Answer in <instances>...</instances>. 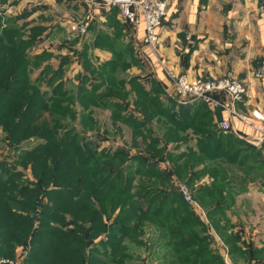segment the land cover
I'll return each instance as SVG.
<instances>
[{"label":"trees","instance_id":"obj_1","mask_svg":"<svg viewBox=\"0 0 264 264\" xmlns=\"http://www.w3.org/2000/svg\"><path fill=\"white\" fill-rule=\"evenodd\" d=\"M117 12L110 8L107 23L94 36L93 44L107 47L112 58L109 65H99L100 75L86 67L95 77L91 76L89 95L81 93L88 77H82L72 93L61 89L63 83L52 85L67 61H60L56 69L45 65L41 70L50 73L47 83L52 85L51 93L40 91L31 81L32 62L38 68V59L51 56L28 53L40 39L42 28L34 27L24 39L27 25L18 26L8 19L0 30V126L13 151H23L18 157L24 171L21 175L19 170H11V179L5 166L2 169L7 176L0 174V257L14 259L20 252L23 264H129V244L147 249L142 237L151 226L158 234L155 246L166 250L170 263L225 264L214 247L209 226L231 257L251 260L254 249L245 248L240 231H230L235 225L226 217L234 181L229 171L240 167L237 162L243 163L242 150L235 144L239 141L223 139L205 112L191 115L189 109L176 107L170 99V106L177 111L167 110L155 80L154 89L145 91L131 79L127 90L123 78L113 77L118 59L126 68L133 51L131 43L125 49H115L127 39L128 28L116 20ZM83 47L86 52L88 45ZM83 57L84 64L87 59ZM130 99L134 112L142 116L137 121L131 116L128 123L131 147L138 151L108 148L99 152L87 136L100 129L92 119L93 108L109 110L112 125L117 120L127 123L121 112L125 110L123 101ZM74 101L82 110L73 109ZM44 113L49 114V120L41 123ZM153 119L159 127L164 125L163 134L155 136L152 128H147ZM71 121L74 126L69 125ZM187 137L194 138L196 151L187 146L176 154L164 149L169 142H186ZM30 138L41 142L23 149L22 144ZM159 160L170 165L162 171ZM28 170L35 180L25 177ZM206 174L210 181L195 186ZM135 176L143 178L144 184L133 188ZM172 177L189 188L192 200L205 210L208 226L174 187ZM125 239L129 243H124Z\"/></svg>","mask_w":264,"mask_h":264},{"label":"crops","instance_id":"obj_2","mask_svg":"<svg viewBox=\"0 0 264 264\" xmlns=\"http://www.w3.org/2000/svg\"><path fill=\"white\" fill-rule=\"evenodd\" d=\"M109 10L96 3L90 6L85 0H0V30L6 26V20H14L18 26L27 25L29 31L23 34L24 39H27L31 29L40 27L42 34L36 47L47 50L41 47L45 40L64 34L70 20L78 21L86 14H91V28L88 27L83 37L93 41L100 28L103 29L107 23ZM72 12H80L81 16L72 17L73 14H70V20L65 22ZM116 20L119 21L118 14ZM127 26V39L133 48L134 44L138 45L137 51H141L145 57V67L151 71V78L160 83L167 93L178 97L176 107L180 105L189 109L191 115L205 112L223 139L239 141L235 144L242 150L240 157L243 163L237 162L240 167L229 171L234 183L233 188L229 189L226 212H233L237 222L243 225L237 213H254V208L246 205L262 204L264 201V142H257L256 132L240 119L243 117L248 123L257 126L259 122L253 113H264V78L256 79L254 76L255 69L264 59V10L259 8V0H171L162 26L157 30L156 56L149 55L143 45V24ZM165 70L175 75H185L189 80L198 77H234L242 81L246 92L241 100L233 104L238 117L220 107L179 96L167 79ZM221 98L228 100L224 94ZM221 120L229 124L227 133L220 132L217 127ZM26 173L29 174L28 180H33L31 171ZM255 233L253 229L250 241L242 235L245 248H250L248 242H251L255 251L251 260L244 259L245 264H264L263 256H258L264 255V233L257 238ZM218 242L217 250L225 260L231 263L230 260L238 258L231 257L223 243ZM224 250L228 253L226 257ZM236 261L237 264L241 263V260Z\"/></svg>","mask_w":264,"mask_h":264},{"label":"rangeland","instance_id":"obj_3","mask_svg":"<svg viewBox=\"0 0 264 264\" xmlns=\"http://www.w3.org/2000/svg\"><path fill=\"white\" fill-rule=\"evenodd\" d=\"M97 5H100V4H97ZM59 8L62 9L61 6ZM61 14H63V12H61ZM70 14H73L72 17L81 16L80 12L69 13L67 18H65V22L66 21L68 22L70 20L69 18L71 16ZM87 17L88 19H90L91 14L82 15V17L78 21L70 22L71 21L70 20L69 21L70 23L68 22L69 25L67 24V27H65L66 31L64 34L57 35L56 37H53V39L50 38L48 40H45L41 47H44L47 50H42L40 47H36L37 46L36 44H34L32 48L28 49L29 56L40 55L43 52H46L47 54L51 55L50 57L47 56L46 59L44 60L38 59L37 60L39 63L38 68L34 66V62H32L31 66L29 67L31 69L30 79L32 82H34L35 86L38 87L40 91H46L48 93H51L52 85L55 86L59 83H63V86L61 89H67L70 91V93H72V92H75L77 88L80 86V83H82V80H81L82 77H88L91 82L90 81L86 82L82 86L81 93L89 95V93L91 92V84H92V79H93L92 77H94V75H89L88 74L89 70H86V67H89V69H96L95 74L100 75L101 72L99 71V65H103L107 63L109 65V63L111 62L112 53L110 50H108L107 47L94 45L92 40H90L89 38L86 39V37H83L87 34L88 28L86 30V33L84 34L74 33L71 31V26L78 25L80 21H83ZM118 19L121 23H123L119 16H118ZM90 23H91V20L89 22V25ZM23 29H24V32L28 31L27 27ZM27 35L29 36V34ZM74 36L78 38L74 39ZM80 37L81 38L83 37V38L81 39ZM72 42L74 44H72ZM83 44L88 45V49L86 50V52L83 51L84 49H82ZM129 44H130V41L129 40L127 41L125 39L124 42H119L115 49L117 50L125 49L126 45L129 46ZM137 48H138V45L136 44H134V48L132 46L133 51L132 53L129 54V57L131 56L130 59L132 61L131 62L128 61L126 68H125V64L119 65V62L121 61L118 59L117 71L113 74V77L123 78L125 80V88L127 90H130L131 88L129 84L130 80L134 79L133 84L135 83L136 85L142 86L143 90L145 91H150L154 89L155 87V85L153 84L154 79L151 78V75H152L151 71L145 67V63H144L145 57L141 54V51H137ZM100 52H103L101 56L99 55ZM83 54L87 59V61L85 62L86 64L85 63L83 64V58H84ZM60 61H67L63 65V73L61 74V77H56L52 81V85L48 84L47 81H48V77L50 73H47V74L41 73V70L44 68L45 65L53 66V68L55 69L56 67H58V64ZM96 85H99V84L97 83ZM158 89L161 93L159 96L161 97L160 101L163 103V106L166 107L167 110L173 108L172 110L177 111L174 105L173 107L172 105L170 106L168 100L170 99L171 101H174L177 104L176 99H178V97L174 94L170 95L169 92L168 94L165 91V88L160 83H158ZM131 97H134L133 93L131 94ZM130 101L131 99L128 101H123V104L125 105L124 106L125 110H122L121 112V116L124 117V120L127 123L121 120H117L116 123H113L114 125H112L111 124L112 122L109 116L111 112L109 110H106L103 107H101L102 109L93 108L92 119L97 123L98 125L97 128L100 127V129L98 131L95 130L96 132L94 131L91 134L88 133L87 136H89L88 137L89 140L91 139L95 143L93 145L97 147L99 152L103 153L104 149H108V148H110L111 151H114L115 148L127 149L130 153H134L135 151H138V149L131 147V143H132L131 142V126H129L128 123H131L132 117L134 118L133 119L134 121H137V120L142 119V116L139 115V113L134 112L133 106ZM72 105H73L72 106L73 109H75L76 111L82 110V107L79 103L74 101ZM114 111H117V110H114ZM78 119L79 117L77 116L76 122L78 121ZM46 120H49V114L44 113L42 115V118L39 119V122L43 123V122H46ZM64 123H65V119H64ZM74 123L75 122L71 121L69 122V125L74 126ZM163 123H165V120H163ZM75 125L78 126L77 123ZM159 125L160 124L156 125L155 119H153L151 125L149 123L147 124V128L148 126L152 128L153 135L156 136V133L157 135H161L163 134L164 125L162 127H159ZM104 130H107V133H103ZM71 135H74L73 132H71ZM6 137H7V133L4 131L3 127L0 126V165H1L0 174L6 175L3 173V169H2L3 167L6 166L7 169H5V171L11 172V173L9 172L8 174H9V178L12 179L13 177L12 173H14L13 171L19 170L21 175L24 173L23 169L20 167L22 165L19 164L20 159L18 157V155H20V153H22L23 151H20V150L13 151L14 147L7 144V140H5ZM85 138L87 137H82L81 139H85ZM36 140H34L33 138H30V140L22 144L23 149L29 150L33 148L37 143L41 142V141H38V140L36 141ZM162 144H163V141H161V144H159V146ZM186 146L190 147L193 151H196L194 138L187 137L186 142H184V140L179 141V142H169V144L166 145L164 149L169 152H175L176 154L179 152L186 151ZM157 163L162 171H164L170 165L169 161H168V164L167 162L164 163V162H161L160 160ZM28 175H29L28 173H25L26 177ZM33 180L35 179L33 178ZM174 180L175 178L172 177V181ZM178 180L180 183L184 184L182 180L180 179ZM143 181H144L143 178L139 176L137 177L135 176V180L132 183V187L135 188L138 184L143 185L144 184ZM209 181H210V178L207 177V174H206L197 181L196 185H201L204 182L208 183ZM172 183L174 187H176L174 182ZM191 205L193 206V204ZM196 205L199 207L196 209V212H198L201 209L199 211L201 219L207 225L208 222L205 221V217H206L205 210L200 205L198 204ZM246 206H250V208L253 207L254 213L253 212H245V213L238 212L237 213L239 214L238 217L240 218L243 225L237 222L236 220L237 217L233 216L234 214L233 212L227 211L226 215L230 218V221L235 225L233 228H229L230 231H233V232L240 231L243 237H245L246 240L250 241L249 238H252L251 231L253 229L256 231L255 238H257L258 236H261V233L262 234L264 233V201L262 202V204L257 203L256 205H246ZM208 228H209V232L211 233V236L213 237L215 241L214 247L217 249L218 247L217 241H219L220 243L222 242L217 236V234L214 232L213 227L208 226ZM150 229H151V226L146 227L145 228L146 233L142 237L143 240L146 242L147 249L144 246H136L134 243L129 244L130 253L132 257V261H130L129 264H173V263H170L171 258L168 257L169 254L166 253V250L155 246V243L157 242V240H159L158 234L155 232H152V230ZM124 243L126 244L129 243L128 239H125ZM248 244H249L248 246H250V249L252 250L253 246L251 245V242L250 243L248 242ZM224 253L226 257V255L228 254L227 251L224 250ZM258 256L259 257L263 256V259H264V255L259 254ZM234 258H236V256ZM223 259H224L225 264H237L236 259L241 260L240 264H245L244 262H246L244 259L236 258L235 260L234 259L230 260L231 261L230 263L228 260H225L224 257Z\"/></svg>","mask_w":264,"mask_h":264},{"label":"built area","instance_id":"obj_4","mask_svg":"<svg viewBox=\"0 0 264 264\" xmlns=\"http://www.w3.org/2000/svg\"><path fill=\"white\" fill-rule=\"evenodd\" d=\"M90 6L94 3L102 5L105 9L116 8L118 16L124 24L136 25L143 24L144 37L143 45L149 55L156 56L158 51V35L157 30L161 28L162 23L167 15V11L171 5V0H85ZM259 8L264 10V0H259ZM91 20L84 19L78 25L71 26L74 33L84 34ZM167 79L173 85L176 93L181 97H189L196 101L207 103L214 107H220L228 111L232 116L238 117L234 109V102L242 99L246 92V88L242 81L234 77L223 78H204L198 77L189 80L185 75H175L170 70H165ZM254 76L256 79L264 78V59H262L255 69ZM225 95L226 99L221 98ZM220 95V96H219ZM254 118L259 125L248 123L245 118H241L242 122L256 132V141L264 142V113H253ZM220 132L227 133L229 124L226 120H221L217 124ZM178 191L182 194L184 200L193 204L195 209L199 208L191 198L189 188L174 180ZM201 210V209H200ZM199 210V211H200ZM23 255L17 252L14 259L0 257V264H23Z\"/></svg>","mask_w":264,"mask_h":264}]
</instances>
